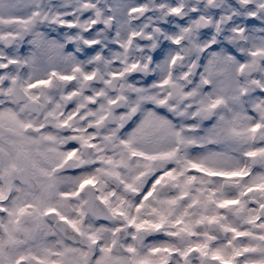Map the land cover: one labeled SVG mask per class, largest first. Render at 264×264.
I'll return each mask as SVG.
<instances>
[{
	"label": "clouds",
	"instance_id": "obj_1",
	"mask_svg": "<svg viewBox=\"0 0 264 264\" xmlns=\"http://www.w3.org/2000/svg\"><path fill=\"white\" fill-rule=\"evenodd\" d=\"M0 16V56L20 61L0 82V89L9 78L18 85L15 95L0 96V108L43 124L42 134L54 138V205L80 229L47 217L44 242L80 248L89 264L100 247L89 235L105 247L116 241L126 255L123 249L136 243L128 220L156 219L147 213L158 197L144 201L145 190L177 162L132 151L169 150L175 141L124 143L149 113L197 142L181 147V159L211 150L197 145L213 126L264 121V0H10ZM10 16L20 22H6ZM37 80L47 83L32 91L35 102L21 90ZM85 180L94 183L81 188ZM156 235L163 233L143 234L144 249Z\"/></svg>",
	"mask_w": 264,
	"mask_h": 264
},
{
	"label": "snow or ice",
	"instance_id": "obj_2",
	"mask_svg": "<svg viewBox=\"0 0 264 264\" xmlns=\"http://www.w3.org/2000/svg\"><path fill=\"white\" fill-rule=\"evenodd\" d=\"M9 4L10 0H0V10ZM172 11L179 12V8ZM6 22L20 20L10 16ZM19 63L13 57L0 56V82L9 64ZM9 80L8 87L0 89V96L17 93L16 79ZM46 83L37 80L23 85L21 94L38 102L31 93ZM43 131V124L23 118L16 109L0 108V264H89L88 253L80 248H54L44 242L47 217L58 216L62 223L72 224L78 234L80 229L54 205L57 169L50 165L54 149L48 146L54 138L43 135ZM80 139L85 144L89 140ZM165 139H174L176 147L132 151L133 156L148 161L177 162L176 167L169 165L158 171L145 190L144 201L158 197L159 206H151L147 213L156 219L128 220L136 243L123 249L126 255L118 251L116 241L105 247L89 235L91 246L100 245L94 264H264V121L213 126L204 142L197 145H207L211 150L198 159H181V147L197 142L152 113L124 143L130 146L139 140L155 144ZM92 183L85 180L81 188ZM169 187L174 189L170 196L165 194ZM144 207L141 202L138 211ZM146 233L163 235L149 236L154 243L144 249Z\"/></svg>",
	"mask_w": 264,
	"mask_h": 264
}]
</instances>
